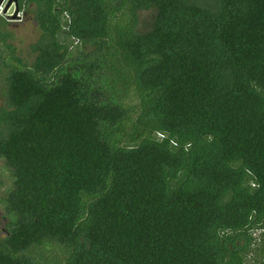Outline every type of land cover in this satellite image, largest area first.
<instances>
[{"label": "trees", "instance_id": "obj_1", "mask_svg": "<svg viewBox=\"0 0 264 264\" xmlns=\"http://www.w3.org/2000/svg\"><path fill=\"white\" fill-rule=\"evenodd\" d=\"M18 4L41 36L25 62L0 15V264H264V0Z\"/></svg>", "mask_w": 264, "mask_h": 264}, {"label": "rangeland", "instance_id": "obj_2", "mask_svg": "<svg viewBox=\"0 0 264 264\" xmlns=\"http://www.w3.org/2000/svg\"><path fill=\"white\" fill-rule=\"evenodd\" d=\"M9 2L10 0H0V15L4 16V18H6L7 20H10L9 14L13 15L15 10V4L13 3L12 6L6 11ZM17 14L18 17L15 19V21H11V28L15 34L14 43L17 50L16 53L25 62L32 63L34 61L35 54L31 49V45L39 40L41 36V30L37 21L34 18V14L32 11H29L26 8L20 9L19 6V11ZM152 20V11L141 12V29L146 30L151 27L150 25ZM1 104L2 100L0 98V105ZM5 171L6 170L4 169V163L0 160V180L3 179L6 183V186H8L11 183V180H9L8 177H5L7 175ZM1 190L3 191L4 189L2 188ZM0 210V225L1 230H3L4 227H7V220L3 219L2 215H4V213L2 212L4 210L2 209L1 204Z\"/></svg>", "mask_w": 264, "mask_h": 264}, {"label": "flooded vegetation", "instance_id": "obj_3", "mask_svg": "<svg viewBox=\"0 0 264 264\" xmlns=\"http://www.w3.org/2000/svg\"><path fill=\"white\" fill-rule=\"evenodd\" d=\"M13 3L15 4V2H13ZM13 3H12V4H13ZM0 6H1V5H0ZM11 6H12V5H10V7H11ZM10 7H9V8H10ZM15 13H16V5H15L14 14H13V15L9 14V19H10V20H8V22H9V30H10V31L12 32V34L14 35V38H15V34H14V31L12 30V28H11V25H12V24H11V23H12L11 21H15V19H16V18L14 17V16H15Z\"/></svg>", "mask_w": 264, "mask_h": 264}, {"label": "water", "instance_id": "obj_4", "mask_svg": "<svg viewBox=\"0 0 264 264\" xmlns=\"http://www.w3.org/2000/svg\"><path fill=\"white\" fill-rule=\"evenodd\" d=\"M13 2H15V5H16V13H15V18H17L18 17V11H19V4H18V0H10V2H9V4H8V6H7V8H6V11L8 10V8L10 7V5H12V3Z\"/></svg>", "mask_w": 264, "mask_h": 264}, {"label": "built area", "instance_id": "obj_5", "mask_svg": "<svg viewBox=\"0 0 264 264\" xmlns=\"http://www.w3.org/2000/svg\"><path fill=\"white\" fill-rule=\"evenodd\" d=\"M262 232H264V230H262Z\"/></svg>", "mask_w": 264, "mask_h": 264}]
</instances>
